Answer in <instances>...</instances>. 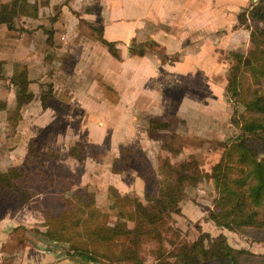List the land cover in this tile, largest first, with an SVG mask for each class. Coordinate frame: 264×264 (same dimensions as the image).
<instances>
[{
  "label": "rangeland",
  "instance_id": "obj_1",
  "mask_svg": "<svg viewBox=\"0 0 264 264\" xmlns=\"http://www.w3.org/2000/svg\"><path fill=\"white\" fill-rule=\"evenodd\" d=\"M46 2L47 0L40 1L41 4ZM58 2L59 0L53 5L40 7V11H38L40 16L31 23L35 28L27 29L28 31L24 35L31 38L36 53L38 54V51L41 50L43 57L40 72L43 71L49 81L42 84L40 92L45 91L46 94H49L46 101L53 95V92L56 97L67 102H70L69 99L72 97L76 98L74 100L76 103L70 104H77L81 109L80 111L74 109L73 112L78 116L68 122L73 129L81 125V123H78L79 120L83 122V125H88L92 122L95 125L107 122L106 124L113 126V128L115 127V130L118 129L121 132L122 138L109 140L110 142H108L107 136L112 130L101 131L96 128L88 129L83 126V128H78L79 137L76 143L63 147L59 155L55 152L56 147L46 144L47 140L45 137H48L50 133L36 130V137L41 141L45 140L43 141L44 144H41L33 137L39 148L42 151L49 150L56 153L58 159L43 157L40 164L33 168L28 180V190L31 193L28 200L20 201L10 198L2 202V204L3 211L6 208L12 213L18 210V218L28 221H24L25 225H18L13 231L12 241L8 242L9 244L6 247L18 250L22 245H31L37 249L49 250L55 253L57 257H73L69 251L68 243L63 241L53 242L45 235L47 225L41 214L42 211L44 212L46 208H49L50 212L55 215L62 209V204L57 200H47L42 192L60 193L68 187L69 191L65 195H68L69 192H77L82 199L93 196L94 206L106 215L105 219L108 224L123 221L128 227H131L133 222L127 220L123 214L127 211H132L134 197L142 205H146L142 197L143 190L140 191V189L145 188V182L142 183L141 188L132 187L133 175L137 176L136 170L140 169L141 163L128 156L126 148L135 155H142V152H144L143 155L151 164L156 173V178H160L163 181L172 182L175 176L174 173L178 169L177 165L179 163L185 164V161H194L201 173H209L213 164L218 161L224 146L238 135L244 134L238 128L243 107L235 100L232 94L225 92L224 88L231 72L239 73L243 71L241 67L242 59L248 57L251 46L248 42L247 34V37L243 35V39L245 38L246 40L247 38L246 41L240 38L242 45L237 50L222 53L228 63L222 66L221 69H216V72L212 73L210 80L219 84L218 93L220 86H223L221 83L224 86L222 95L220 93L216 95L218 104L211 101V106L208 108L210 111L207 109L209 113L207 111H198L196 113L187 111L186 113L174 114L172 112L174 106L169 105L167 111L160 112L157 116H151L146 115V106L149 105V102L141 101L140 110L142 112L136 115L139 116L140 123L145 121V126H147L149 121L161 118L166 113L174 115L176 121L175 131L178 139L170 141L176 147H174L173 151L167 152L160 148L159 142L151 141L146 131L139 128H135L139 130L137 142L132 139V133L131 138L127 139L128 131L126 128H129V126L132 128L134 124L130 119L128 120L131 115L128 113L129 111L110 112L105 116L107 119L105 118L106 120L104 119L103 121V116L97 109L96 120L91 119L95 114L93 113L94 110H92L93 105L102 106L105 104L115 109L117 106L122 105L125 99L123 96H118L120 89L118 90L117 87L107 83L101 70L104 64L101 65L100 59L105 57L102 48L106 50V47L99 42L98 37L101 20L105 18L106 14L102 3L98 0L88 3L84 0H63L66 4L63 8L64 15L59 10L60 5ZM256 2L257 0H251L246 9H249ZM139 8L140 6L131 7L127 11L129 17L133 16L136 18L134 21L144 16ZM19 21L20 17L15 22L17 26L21 27ZM236 24L243 27L245 25L252 27L256 25V22L253 23L248 20L247 23L240 24L236 20ZM258 26L260 25L258 24ZM153 27L154 25L150 26V29L147 28V30H154ZM144 37L146 38L144 34L141 35L138 32L132 40H127L126 44L134 45L140 43L139 41L144 39ZM116 50L117 48H114V52L117 54ZM120 50L121 48H119ZM233 53H238L239 57L236 58ZM96 57L99 60L97 64L92 62L91 59L93 58L96 61ZM115 58H119L118 54ZM96 68H98L99 73H97ZM137 68L138 64L135 63H132L131 66L126 65V71L130 74H133ZM244 74H246V77L242 78L244 80L242 86L246 88L248 85L251 88L252 85H250L248 79L250 77L247 73ZM133 79L136 80L135 83H138L137 76ZM194 79L189 85L195 91L194 97L191 96L190 98L202 101L203 99L200 98L202 96L200 86L202 85L197 81L199 80L198 76ZM131 83L133 84V81ZM61 89L64 90L61 91ZM127 89H130V86L126 85ZM181 90L182 87H177L176 91H174L175 97L179 95ZM52 105L55 106V103ZM84 107H86L85 111ZM151 110L155 109L152 108ZM156 111L159 112L158 110ZM145 116L147 118H144ZM58 121L59 119L54 122L56 124L55 128L60 126L63 128L64 123ZM143 133H145L146 139L143 137ZM93 139L100 140L101 144L92 143L94 142ZM179 144L180 146H177ZM70 147L78 148V158H73L69 155L68 149ZM130 147H140L143 151H137V149L133 151ZM121 148H124V150ZM261 154L264 155V151ZM164 161L169 164L170 168L173 169L172 171H168ZM203 174L198 179L188 180L187 184L182 187V197L177 203L179 211L177 214L171 215V225L178 228L184 234L185 239L189 241L194 240L201 233H207L211 238L221 234L234 249L245 250L255 256L264 255V231H256L254 229L228 230L222 226L215 225L209 219L208 211L212 208L213 200L216 198V187L212 178ZM80 177L85 178H82V180ZM24 231H27L26 237H24ZM151 245V243L143 245L144 252L146 249H150ZM76 258L82 263H88L79 257ZM145 258L147 263L152 262L150 256L145 255ZM248 260V262L241 263L258 264L257 258H248ZM103 264L108 263L104 262Z\"/></svg>",
  "mask_w": 264,
  "mask_h": 264
},
{
  "label": "crops",
  "instance_id": "obj_2",
  "mask_svg": "<svg viewBox=\"0 0 264 264\" xmlns=\"http://www.w3.org/2000/svg\"><path fill=\"white\" fill-rule=\"evenodd\" d=\"M40 1L18 0L14 3L12 0H0V17L10 21L9 26L7 23L0 22V174L7 173L10 167L20 163L29 138L34 137L39 143L44 144L45 140L41 141L36 137V130L50 133L48 137H45L46 144L56 147L55 152L59 155L63 147L76 143L79 137L78 128H83V126L101 131L112 130L107 136L108 142L122 138L121 132L106 124L107 122L96 125L92 122L83 125V122L79 120L78 123L81 125L73 129L68 122L78 116L73 110L80 111L81 109L79 105H73L76 103L74 97L69 99L70 102H67L56 97L53 92V95L46 101L45 107L41 106L39 93L42 84L49 79L47 80L43 71L40 72L43 58L41 50L37 54L31 38L24 35L28 31L27 29L35 28L31 23L40 16L38 12L40 7L53 5L57 0H47L45 4H41ZM84 1L88 3L95 0ZM98 1L102 3L106 14L105 18L101 20V37L114 42L113 47L117 48L119 56V58L111 56L101 46L105 54V57L100 59L101 65H105L101 69L103 78L105 77L108 84L120 89L118 96H123L125 99L123 104L115 109L105 104L102 106L93 105L92 110H94L95 116L93 115L91 119L96 120L97 109L103 116V121L110 112L129 111L128 113L131 115L128 120L130 119L134 124L132 128L131 126L126 128L127 139L131 138L132 133V139L137 142L139 130L135 128L145 130L146 127L145 121L140 123V118L136 115L142 112L140 110L141 101L149 102V105L146 106V115L151 116H157L160 112L167 111L169 105L174 106L172 109L174 114H179L187 111L192 113L207 111L209 113L208 108L211 106V101L218 104L216 95L219 84L210 80L211 75L216 72V69H221L228 63V60L223 56L224 52L237 50L242 45L241 41L245 40L243 35L247 37V29L238 26L235 17L238 11L248 7L251 0ZM58 3L59 10L64 15L63 8L66 4L63 0H59ZM136 6H140L139 9L144 16L134 21L136 18L129 17L127 11ZM18 17H20L21 27L17 26L15 22ZM152 25H154V30L148 31L147 28L150 29ZM144 31L145 33H143ZM138 32L146 36L139 42L155 41L168 59L161 62L149 52L141 56L129 55L128 48L131 45L126 44V41L132 40ZM117 44L119 45L117 46ZM118 47L121 48L120 51ZM220 54H222L221 57H219ZM91 59L95 64L99 61L97 57L96 61ZM132 63L138 64V68L133 74H130L126 71V65L131 66ZM19 71L25 74L28 80L27 92L31 94V99L20 106L19 116L16 117L17 120L14 123L12 113L17 94L10 78ZM96 71L99 73L98 68ZM135 76H137L138 83H135L136 80L133 79ZM197 76L199 77L197 81L202 85L200 86L202 101L190 98L194 97L195 91L189 85ZM126 85L130 86V89L126 90ZM221 85L224 86L223 83ZM223 86H220V95H222ZM177 87H182V90L175 97L174 91ZM63 90L61 89V91ZM54 103L55 106L52 105ZM84 108L85 111L86 107ZM152 108L155 110H151ZM58 119V122L64 123L63 128L61 126L55 128L54 122ZM143 137L146 139L145 133H143ZM150 140L152 141V139ZM93 141L92 143L101 144L100 140L93 139ZM130 149L143 151L140 147H130ZM133 176L132 187L141 188L144 181L136 175ZM80 178L84 179L85 177ZM142 190L140 189V191ZM18 214V210L12 213L7 208L0 214V264L5 260L10 261V264H88L80 262L74 256L57 257L49 250L37 249L31 245H22L18 250L6 247L8 242L12 241L13 228L26 224L24 222L26 220L19 219ZM26 235L27 231H24V237Z\"/></svg>",
  "mask_w": 264,
  "mask_h": 264
},
{
  "label": "trees",
  "instance_id": "obj_3",
  "mask_svg": "<svg viewBox=\"0 0 264 264\" xmlns=\"http://www.w3.org/2000/svg\"><path fill=\"white\" fill-rule=\"evenodd\" d=\"M236 20L240 24L248 20L256 22L252 27L245 25L251 49L248 57L242 59L243 71L231 72L224 88L243 107L238 128L244 134L224 146L209 173H201L194 161H185V164L177 165L172 182L156 178L147 158L126 148L128 156L141 163L140 169L136 170L137 176L145 182L142 197L146 205L134 197L132 211L123 214L133 222L131 227L123 221L108 224L106 215L94 206L93 196L82 199L77 192L65 195L68 187L60 193L42 192L47 200H57L62 204V209L55 215L49 208L41 213L47 225L45 235L51 241L68 243L73 256L90 264H242L248 262V258H257L258 264H264V255L255 256L245 250L234 249L221 234L211 238L207 233H201L194 240H186L184 234L171 225L170 219L179 211L177 203L182 197V187L188 180L198 179L203 174L211 177L216 187V198L208 211V217L215 225L228 230L264 231V155L261 154L264 151V0H257L249 9L238 11ZM0 22L7 23V26L10 23L4 17H0ZM98 40L111 56L117 57L114 42L103 39L101 32ZM146 52L154 54L161 62L168 59L153 40L128 48L129 55L141 56ZM233 54L239 57L238 53ZM244 73L250 77L251 88L242 86V78L246 77ZM10 82L17 94L12 113L15 123L18 109L31 99V94L27 92L28 80L22 72L14 73ZM48 95L45 91L39 93L42 107H45ZM175 128L174 115L166 113L149 121L145 131L150 139L159 142L161 149L170 152L176 147L170 141L178 139ZM68 153L73 158L79 157L76 147H70ZM46 156L58 159L56 153L42 151L31 137L21 162L10 167L7 173L0 174V214L2 202L10 198L29 199L30 174ZM166 163L164 161L165 167L172 171ZM146 243L152 245L144 252ZM145 255L151 257V263L145 261ZM2 264L10 262L5 260Z\"/></svg>",
  "mask_w": 264,
  "mask_h": 264
}]
</instances>
